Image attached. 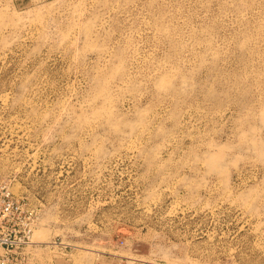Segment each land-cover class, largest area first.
I'll list each match as a JSON object with an SVG mask.
<instances>
[{
  "label": "rangeland",
  "instance_id": "obj_1",
  "mask_svg": "<svg viewBox=\"0 0 264 264\" xmlns=\"http://www.w3.org/2000/svg\"><path fill=\"white\" fill-rule=\"evenodd\" d=\"M0 180L27 264H264V0H0Z\"/></svg>",
  "mask_w": 264,
  "mask_h": 264
},
{
  "label": "built area",
  "instance_id": "obj_2",
  "mask_svg": "<svg viewBox=\"0 0 264 264\" xmlns=\"http://www.w3.org/2000/svg\"><path fill=\"white\" fill-rule=\"evenodd\" d=\"M36 227L37 218L25 197L16 196L9 182L0 180V264H27Z\"/></svg>",
  "mask_w": 264,
  "mask_h": 264
},
{
  "label": "crops",
  "instance_id": "obj_3",
  "mask_svg": "<svg viewBox=\"0 0 264 264\" xmlns=\"http://www.w3.org/2000/svg\"><path fill=\"white\" fill-rule=\"evenodd\" d=\"M116 256H113L112 255V257H111V260H109V262H107V263H109V264H124V261H121V262H113V259L115 258Z\"/></svg>",
  "mask_w": 264,
  "mask_h": 264
},
{
  "label": "bare ground",
  "instance_id": "obj_4",
  "mask_svg": "<svg viewBox=\"0 0 264 264\" xmlns=\"http://www.w3.org/2000/svg\"><path fill=\"white\" fill-rule=\"evenodd\" d=\"M39 233H40V232H37V238H40V237H41Z\"/></svg>",
  "mask_w": 264,
  "mask_h": 264
}]
</instances>
